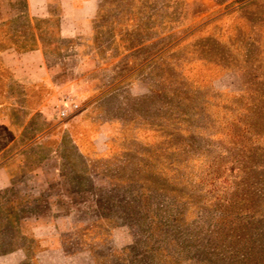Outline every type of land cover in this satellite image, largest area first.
<instances>
[{
	"label": "rangeland",
	"instance_id": "1",
	"mask_svg": "<svg viewBox=\"0 0 264 264\" xmlns=\"http://www.w3.org/2000/svg\"><path fill=\"white\" fill-rule=\"evenodd\" d=\"M96 2L35 22L58 89L0 124V264H264V0Z\"/></svg>",
	"mask_w": 264,
	"mask_h": 264
},
{
	"label": "crops",
	"instance_id": "2",
	"mask_svg": "<svg viewBox=\"0 0 264 264\" xmlns=\"http://www.w3.org/2000/svg\"><path fill=\"white\" fill-rule=\"evenodd\" d=\"M16 1L20 3L18 8L15 7ZM96 1L0 0V66L4 67L6 79L9 82L6 88H0L1 125H5L10 120L5 112L12 103L17 108L33 110L37 109L40 102L42 105L45 100L53 102L56 98L53 92L58 88H47V92L42 89L31 91L29 95L34 99L28 100L30 86L43 81L47 73L44 70L43 39L35 27V20H56L59 36L70 37L77 33L81 25L96 13ZM2 13L12 15L3 17ZM13 17L24 18L26 25L14 31L11 27L12 21H10ZM13 86L19 87L20 92H16ZM39 111L43 110L39 109Z\"/></svg>",
	"mask_w": 264,
	"mask_h": 264
},
{
	"label": "built area",
	"instance_id": "3",
	"mask_svg": "<svg viewBox=\"0 0 264 264\" xmlns=\"http://www.w3.org/2000/svg\"><path fill=\"white\" fill-rule=\"evenodd\" d=\"M78 108V104L70 100L68 97L62 99L61 108L58 111L60 118H66Z\"/></svg>",
	"mask_w": 264,
	"mask_h": 264
},
{
	"label": "trees",
	"instance_id": "4",
	"mask_svg": "<svg viewBox=\"0 0 264 264\" xmlns=\"http://www.w3.org/2000/svg\"><path fill=\"white\" fill-rule=\"evenodd\" d=\"M36 21H39V22H47V21H50V20H44V19H37V20H35V22ZM35 27H36V29H37V31H39V35H41L42 37L44 36V32H43V30H42V28H40L36 23H35ZM57 26H58V24L57 23H55V33H56V38L58 39V40H60L61 39V36H59V34H58V31H57ZM22 47H25V46H22ZM46 47H47V44H46V42L43 40V49H44V52L46 51Z\"/></svg>",
	"mask_w": 264,
	"mask_h": 264
}]
</instances>
